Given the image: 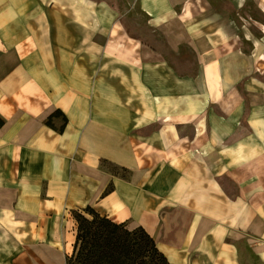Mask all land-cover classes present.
Listing matches in <instances>:
<instances>
[{
    "label": "crops",
    "instance_id": "0c3cea01",
    "mask_svg": "<svg viewBox=\"0 0 264 264\" xmlns=\"http://www.w3.org/2000/svg\"><path fill=\"white\" fill-rule=\"evenodd\" d=\"M143 17L178 43L209 38L203 93L128 30ZM87 207L145 228L172 264H264V0H0V264L63 260Z\"/></svg>",
    "mask_w": 264,
    "mask_h": 264
},
{
    "label": "rangeland",
    "instance_id": "374dc122",
    "mask_svg": "<svg viewBox=\"0 0 264 264\" xmlns=\"http://www.w3.org/2000/svg\"><path fill=\"white\" fill-rule=\"evenodd\" d=\"M144 18V17H143ZM156 22H149L148 20H140V21H133V22H127V28L131 32L134 30L137 35H140L141 40L148 41L153 46L157 51V58L164 59L165 61L168 62V67H172L178 75L181 76H190V77H195L198 79L200 83V93L202 92V78H203V69L201 64L199 63L198 59V50L197 48L199 47L200 49H204L210 45L209 38L207 37H195L194 41H190L191 43H178L177 41L173 40L172 38H167L162 35L161 31L156 29ZM205 24L207 23L206 21L204 22ZM207 30H202L201 32H206ZM245 40L251 44L249 49L255 46L257 42L261 41V38H257L256 36H249V37H243ZM242 38V39H243ZM194 42V43H193ZM196 89V90H198ZM168 93L172 94L171 96L168 97L167 103L165 106L163 105V102L161 103V106L165 107L167 110V113L170 115H174L176 110V102H175V87L174 84L172 83L171 80L167 81L166 87L163 90V92L167 91ZM192 86H185L184 87V95L185 99L183 102V108L185 112H188L192 108V100L191 97L188 96V94L191 92ZM169 95V94H168ZM214 105V104H212ZM196 107L198 108H208L206 104L203 103L202 96L199 98V100L195 104ZM159 107V106H158ZM210 109L212 111L216 112L219 114V109H217L216 106H211ZM248 110V108H247ZM222 115V114H221ZM223 117V116H222ZM206 116L204 115L203 117L200 118V121H205ZM176 119L180 120V117L176 116H168L167 118L161 117L159 120H161L159 123L156 125H149L147 131H142L138 135L142 137V135H149L153 136L154 134L156 136H159V124H175ZM192 117H184V135L185 137H191L193 135L194 129L192 128V122H191ZM199 119V118H198ZM205 122H197L199 125H204ZM202 123V124H201ZM242 124L246 125L245 117L242 119ZM197 126V125H196ZM170 129V128H169ZM141 134V135H140ZM171 134V133H170ZM173 134V132H172ZM234 136V135H233ZM247 138L249 140L254 139L256 141L257 138L255 136L251 135L248 133ZM101 166L104 169H107L111 173L118 175L123 178H127L129 175V170L126 168H123L121 166L115 165L111 162L103 161ZM237 170L239 169V166L235 167ZM229 193V195L234 197V194L237 192L238 189V183L235 182L233 179H220L218 181ZM109 190V191H108ZM114 190V186L111 185L107 189V194L111 193ZM78 212V211H77ZM77 212L71 213V223L69 228L65 231V244L63 245V248L68 251V253L65 255V258L63 260L55 259L54 261L50 262V264H67V258L70 257L74 253V246L77 238V220L75 218V215ZM85 214L87 217H91V214H89L87 208H84L83 211L81 212ZM99 213V212H98ZM101 214V213H99ZM102 215V214H101ZM104 216V215H102ZM116 222V221H115ZM119 223V222H118ZM125 223V222H124ZM127 224V223H126ZM128 225V224H127ZM139 227V226H138ZM137 228V227H135ZM132 229V228H130ZM134 229V228H133ZM145 229V228H144ZM146 230V229H145ZM155 240V239H154ZM156 242V241H155ZM157 244V243H156ZM8 264V263H4ZM11 264V263H10ZM15 264H31L29 261H20L17 260Z\"/></svg>",
    "mask_w": 264,
    "mask_h": 264
},
{
    "label": "trees",
    "instance_id": "16d2710c",
    "mask_svg": "<svg viewBox=\"0 0 264 264\" xmlns=\"http://www.w3.org/2000/svg\"><path fill=\"white\" fill-rule=\"evenodd\" d=\"M87 210L91 217L75 215L77 238L67 264H172L142 226L130 229L91 207Z\"/></svg>",
    "mask_w": 264,
    "mask_h": 264
}]
</instances>
